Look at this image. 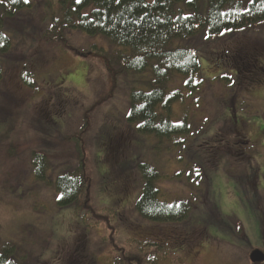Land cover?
Instances as JSON below:
<instances>
[{
	"label": "rangeland",
	"instance_id": "374dc122",
	"mask_svg": "<svg viewBox=\"0 0 264 264\" xmlns=\"http://www.w3.org/2000/svg\"><path fill=\"white\" fill-rule=\"evenodd\" d=\"M58 1L29 0V7L4 18L11 47L0 55V248L15 242L18 264H74L85 256L93 264H113L114 257L122 264H264L249 259L254 250L264 255V84L248 82L258 77L248 68L255 51L264 62V22L209 43L206 31L185 41L198 56L201 83L192 95L184 89L185 104H175L173 121L181 123L184 115L191 133L159 142L136 135L124 118L130 91H146L143 83L151 76L123 74L113 86L101 59L113 49L105 37L66 28L58 32L64 44L52 39L45 32L51 14L58 15ZM198 2L205 16L207 0ZM176 8L194 12L184 1ZM222 45L228 52L224 62L215 54ZM232 59L229 68L226 61ZM25 72L34 83H24ZM78 144L92 180L91 204L119 212L93 230L77 224L72 206H56L57 194L36 181L31 164L34 153L46 155V173L55 180L77 165ZM139 163L156 166L164 199L192 201L183 223L138 216ZM121 167L133 178L126 195L105 179ZM138 227L155 232L151 243L161 242L168 251L145 247L148 239L136 237ZM176 227L189 232V242L173 244Z\"/></svg>",
	"mask_w": 264,
	"mask_h": 264
},
{
	"label": "trees",
	"instance_id": "16d2710c",
	"mask_svg": "<svg viewBox=\"0 0 264 264\" xmlns=\"http://www.w3.org/2000/svg\"><path fill=\"white\" fill-rule=\"evenodd\" d=\"M180 1L186 2L194 12L184 14L181 9L176 8V4ZM58 4L59 16L54 12L51 14V27L45 32L48 35L51 33L52 39L64 44L58 32L61 31L62 34L66 28L79 30L88 36L105 37L113 49L107 58L101 59L103 69L110 77L113 86L119 80L117 78L123 74L151 76V79L143 83L147 87L146 91L136 89L130 91V105L124 118L127 125H134L136 135L153 136L159 142L172 141L173 136L178 135L188 139L191 133L184 115L181 116V123L173 121L178 117L175 104L178 103L179 106L185 104L184 89L190 90L187 96L192 95L201 83L198 78L200 70L198 56L194 47L185 41H190L202 34V31H206L208 35L206 42L209 43L211 37H218L225 32L243 31L264 22V0H207L205 16H201L202 8L197 0H59ZM30 5L24 3V0H15V2L5 0L0 3L2 7L0 55L8 54L11 47L10 39L2 31L4 18L14 17L18 10ZM225 49L226 45H222V48H216L217 52H215L217 55H223L221 57L224 58L223 62L228 58ZM93 50L97 49L94 47ZM258 53L255 51L252 55V65L248 68L252 67L260 78L254 77L256 82H253L254 79H248V82L261 85L264 84L261 80L264 79V62L260 63L261 56ZM202 54L205 56L204 52ZM238 60L241 61L240 57ZM231 61L233 59L226 61V66L229 68L233 65ZM252 70H250L251 74ZM23 78L24 83L27 84L33 79V74L25 72L21 75L22 80ZM172 85H174L172 90H169L168 87ZM106 97L110 96L106 95ZM101 102L95 105H100ZM128 130L132 131L130 127ZM127 139L124 140L126 145L129 144ZM111 143L112 138L109 137L108 144ZM109 149L111 151V148ZM76 153L80 156L77 165L72 170L57 176L55 180L46 173L48 170L46 155L34 153L31 164L36 181L52 188L57 194L56 206L58 208L72 206L77 224L84 230H93L108 223L105 221L115 211V207H105L108 211H105V208L95 210L90 196L92 180L85 157L83 158L84 151L79 144ZM138 168L143 181L141 195L135 204L138 216L157 224L183 223L192 209V201L185 199L167 201L158 185L162 175L156 166L139 163ZM127 169L115 168L105 177L109 184L117 188L118 193L124 195L127 194L128 184L133 180ZM115 213L119 214L118 211ZM138 228L139 230H134L137 232L136 237L148 239L145 247L154 245L156 249L163 248L168 251L161 242L151 243L150 239L154 238L155 232H144L142 227ZM109 229L111 230V226ZM164 235L168 234L164 233ZM170 237L173 239V244H184L191 238L188 231L178 227ZM105 239L103 238V241ZM14 246L13 241L2 245L0 264H18L14 257ZM127 257L129 255L125 260ZM112 259L113 264H122V261L116 257ZM74 264H93V262L85 256L81 261L75 259Z\"/></svg>",
	"mask_w": 264,
	"mask_h": 264
},
{
	"label": "water",
	"instance_id": "95a60500",
	"mask_svg": "<svg viewBox=\"0 0 264 264\" xmlns=\"http://www.w3.org/2000/svg\"><path fill=\"white\" fill-rule=\"evenodd\" d=\"M250 260H251V262H253V263H257V262H262V261H264V255L260 252V251H258V250H255V251H253L251 254H250Z\"/></svg>",
	"mask_w": 264,
	"mask_h": 264
},
{
	"label": "flooded vegetation",
	"instance_id": "af4514ba",
	"mask_svg": "<svg viewBox=\"0 0 264 264\" xmlns=\"http://www.w3.org/2000/svg\"><path fill=\"white\" fill-rule=\"evenodd\" d=\"M244 144H246V142H243V143H242V146H243ZM124 145H125V142H123V145H122L121 147H123ZM262 252L264 253L263 250H262Z\"/></svg>",
	"mask_w": 264,
	"mask_h": 264
},
{
	"label": "snow or ice",
	"instance_id": "6c2138e0",
	"mask_svg": "<svg viewBox=\"0 0 264 264\" xmlns=\"http://www.w3.org/2000/svg\"><path fill=\"white\" fill-rule=\"evenodd\" d=\"M13 2H15V0H13ZM29 2V0H24V3H28Z\"/></svg>",
	"mask_w": 264,
	"mask_h": 264
}]
</instances>
